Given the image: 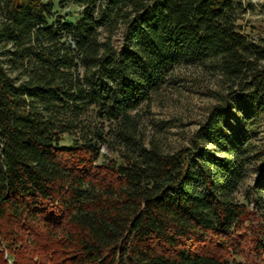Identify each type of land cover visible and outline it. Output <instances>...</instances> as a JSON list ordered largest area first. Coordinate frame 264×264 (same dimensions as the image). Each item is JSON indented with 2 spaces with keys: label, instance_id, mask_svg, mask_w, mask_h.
Returning <instances> with one entry per match:
<instances>
[{
  "label": "trees",
  "instance_id": "obj_1",
  "mask_svg": "<svg viewBox=\"0 0 264 264\" xmlns=\"http://www.w3.org/2000/svg\"><path fill=\"white\" fill-rule=\"evenodd\" d=\"M60 2L0 0V264H264V37L237 23L254 5ZM189 66L219 87L164 151L136 109Z\"/></svg>",
  "mask_w": 264,
  "mask_h": 264
},
{
  "label": "rangeland",
  "instance_id": "obj_2",
  "mask_svg": "<svg viewBox=\"0 0 264 264\" xmlns=\"http://www.w3.org/2000/svg\"><path fill=\"white\" fill-rule=\"evenodd\" d=\"M63 3L57 9L65 17H77L79 6L66 4L65 0H54ZM244 4L250 2L254 9H247L238 15L237 23L242 30L253 39L264 37V10L260 4L264 0H241ZM106 32H101L104 38ZM122 41V28L112 35V42L119 47ZM218 77L203 70L200 66L180 67L175 70L168 82L151 95L150 100L143 102L136 112L139 114L140 128L145 135V140L154 139L164 151H175L181 145H189L198 129L199 123L204 119L207 107L213 102L208 91L218 88ZM256 175L251 173L240 186L236 197L239 201L252 205L253 196L245 198L249 188L254 187ZM8 264L11 263L7 251L3 248ZM243 258H236L241 264ZM229 264H239L232 256L228 257Z\"/></svg>",
  "mask_w": 264,
  "mask_h": 264
},
{
  "label": "built area",
  "instance_id": "obj_3",
  "mask_svg": "<svg viewBox=\"0 0 264 264\" xmlns=\"http://www.w3.org/2000/svg\"><path fill=\"white\" fill-rule=\"evenodd\" d=\"M10 264V263H9Z\"/></svg>",
  "mask_w": 264,
  "mask_h": 264
}]
</instances>
